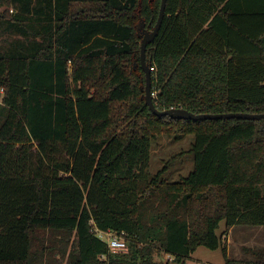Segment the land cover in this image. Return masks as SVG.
I'll use <instances>...</instances> for the list:
<instances>
[{"label": "trees", "instance_id": "obj_1", "mask_svg": "<svg viewBox=\"0 0 264 264\" xmlns=\"http://www.w3.org/2000/svg\"><path fill=\"white\" fill-rule=\"evenodd\" d=\"M161 2L0 0V264H188L200 246L236 264L227 232L264 227V120L159 117L143 98L136 25ZM146 62L161 111L263 114L264 0H168ZM164 134L194 135L175 182L150 171Z\"/></svg>", "mask_w": 264, "mask_h": 264}, {"label": "rangeland", "instance_id": "obj_2", "mask_svg": "<svg viewBox=\"0 0 264 264\" xmlns=\"http://www.w3.org/2000/svg\"><path fill=\"white\" fill-rule=\"evenodd\" d=\"M0 6V12L3 11ZM3 93L0 90V94ZM155 97V95H154ZM1 108V98H0ZM194 143V135H188L176 140L166 134L159 136L152 142L150 171L153 175L163 171V179L175 182L182 177H187L194 168V155L191 152ZM226 232L225 222H221L217 234L222 236ZM226 234L224 241L229 250V259L236 264H252L258 261L253 255L254 251L264 248V227L237 226L230 234V240ZM56 254L58 251H55ZM156 259H160L156 254ZM57 264H60L59 254L54 256ZM165 261V256L161 255ZM222 247L210 250L200 246L192 254L188 264H225ZM65 264V263H62Z\"/></svg>", "mask_w": 264, "mask_h": 264}, {"label": "water", "instance_id": "obj_3", "mask_svg": "<svg viewBox=\"0 0 264 264\" xmlns=\"http://www.w3.org/2000/svg\"><path fill=\"white\" fill-rule=\"evenodd\" d=\"M168 0H162L160 13L158 21L152 31L145 29V23L140 19L139 23L136 25L137 34L141 40V55L140 63L143 71L145 73V86L142 88L144 92L143 98L149 106L150 110L159 117H170L177 120H192V121H201V120H229V119H241V120H253L261 121L264 120L263 114H251V113H226V114H194L182 108H171L167 110H159L154 103V93H153V79L152 73L149 65L146 62V50L147 46L151 44L155 38L158 36L163 19L165 17V10ZM138 63L135 62L134 68L138 67Z\"/></svg>", "mask_w": 264, "mask_h": 264}, {"label": "built area", "instance_id": "obj_4", "mask_svg": "<svg viewBox=\"0 0 264 264\" xmlns=\"http://www.w3.org/2000/svg\"><path fill=\"white\" fill-rule=\"evenodd\" d=\"M96 232H97V236L108 244V248L110 252L126 253L128 251V244L123 234H118L110 230L109 231L96 230Z\"/></svg>", "mask_w": 264, "mask_h": 264}, {"label": "crops", "instance_id": "obj_5", "mask_svg": "<svg viewBox=\"0 0 264 264\" xmlns=\"http://www.w3.org/2000/svg\"><path fill=\"white\" fill-rule=\"evenodd\" d=\"M236 227H237V226L231 228V229L227 232V234L229 235V236H228L229 240H230V234H231V232H233V230H234ZM229 250H230V248H228V257H229ZM229 258H230V257H229Z\"/></svg>", "mask_w": 264, "mask_h": 264}]
</instances>
